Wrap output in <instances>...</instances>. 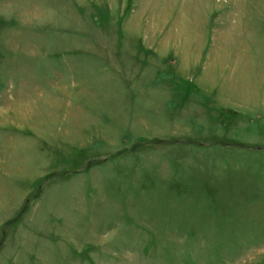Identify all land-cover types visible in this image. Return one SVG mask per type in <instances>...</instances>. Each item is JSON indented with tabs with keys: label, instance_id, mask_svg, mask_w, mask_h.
<instances>
[{
	"label": "rangeland",
	"instance_id": "rangeland-1",
	"mask_svg": "<svg viewBox=\"0 0 264 264\" xmlns=\"http://www.w3.org/2000/svg\"><path fill=\"white\" fill-rule=\"evenodd\" d=\"M0 264H264V0H0Z\"/></svg>",
	"mask_w": 264,
	"mask_h": 264
},
{
	"label": "bare ground",
	"instance_id": "bare-ground-1",
	"mask_svg": "<svg viewBox=\"0 0 264 264\" xmlns=\"http://www.w3.org/2000/svg\"><path fill=\"white\" fill-rule=\"evenodd\" d=\"M216 46L220 48L221 45L220 44H217V45L213 46L212 47L213 48L212 50H215L216 49Z\"/></svg>",
	"mask_w": 264,
	"mask_h": 264
},
{
	"label": "crops",
	"instance_id": "crops-1",
	"mask_svg": "<svg viewBox=\"0 0 264 264\" xmlns=\"http://www.w3.org/2000/svg\"><path fill=\"white\" fill-rule=\"evenodd\" d=\"M212 50V49H211Z\"/></svg>",
	"mask_w": 264,
	"mask_h": 264
}]
</instances>
